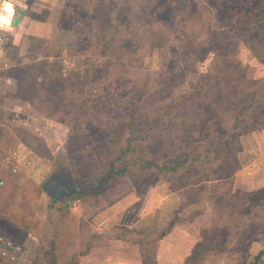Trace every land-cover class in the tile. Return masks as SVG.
<instances>
[{
  "label": "rangeland",
  "instance_id": "374dc122",
  "mask_svg": "<svg viewBox=\"0 0 264 264\" xmlns=\"http://www.w3.org/2000/svg\"><path fill=\"white\" fill-rule=\"evenodd\" d=\"M254 1L264 4V0H104L113 9L112 17L119 12L121 21H131L127 31L134 37L123 36L119 22L108 23L102 14L99 30L92 20L74 23L76 29L61 38L63 42L58 39V46L50 43L60 36L30 39L28 59L58 60L60 69L58 80L39 78L47 88L35 103L0 91V121L18 136H13L15 144L1 149L0 232L25 247L20 264H34L50 211L65 224L60 228L61 243L92 231L109 234L123 225L136 231L132 235L140 242L152 231L147 251L156 249L157 264H184L186 257L190 259L186 264H240L242 258L252 260L246 253L249 239L259 238L256 246L264 247V193L255 199L250 193V203L243 206L241 202L249 199L240 190L248 194L264 184V132L253 130L230 148L235 143L232 133L251 127L255 115L264 114V82L252 84V79L264 77V27L255 29L253 39L243 21L238 41L228 35L229 27L218 32L227 26L232 7ZM153 2L156 5L147 8ZM90 5L86 7L91 9ZM155 11L170 19L160 21L163 15ZM195 19L196 26L181 25ZM200 25L205 26L202 37ZM214 33L225 35L229 46L208 50L198 60L208 47L202 43L210 42ZM138 44V50L132 48ZM57 51L58 57L46 56ZM220 52L218 60L226 56L224 66L233 71V78L223 82L225 74L219 73L221 78L212 87L215 98L206 94L204 107L197 98L190 102L196 79L208 74ZM238 73L243 80H234L240 79ZM167 75L172 80H166ZM237 83L244 91L241 103L225 104L219 111L222 101L216 93L226 89L228 96L229 87ZM50 96L57 100L51 105ZM195 112L191 120L190 113ZM259 122L262 125L263 118ZM13 129L25 134L21 137ZM221 158L219 173L224 178L217 177ZM147 161L154 165L145 167ZM110 167L124 172L104 177ZM60 169L92 190L69 195L64 202L52 199L41 185ZM221 199L227 201L223 206L216 204ZM257 209L262 211L259 220ZM189 213L194 215L191 220ZM100 242L103 246L92 249L79 264L146 260L137 242Z\"/></svg>",
  "mask_w": 264,
  "mask_h": 264
},
{
  "label": "trees",
  "instance_id": "16d2710c",
  "mask_svg": "<svg viewBox=\"0 0 264 264\" xmlns=\"http://www.w3.org/2000/svg\"><path fill=\"white\" fill-rule=\"evenodd\" d=\"M82 1V2H81ZM80 3L78 1L72 3V4H68L69 7L68 9H66V13H64V20H66L67 18V12L68 14L71 13L73 20H71V22H73V30L76 29V26L74 25V23H78L81 24L83 20L86 19V21L88 20H92L96 26V28L101 27V25L99 24V22H103V17L102 14H104V18H106L105 20L108 23H112L113 20H116L119 22L120 24V28L122 30V34L125 37L128 38H132L134 37V35L131 33V31H127V28L130 26L131 21L130 20H126L125 18L121 21L119 15V12H117L118 15H116V17H112L111 15V11L113 9L109 8V5H105L103 3L104 0H100L96 2L95 7L89 9L87 8L85 5L86 2L84 3L83 1L85 0H81ZM147 3V2H146ZM104 4V5H103ZM155 2L153 3H148V5L146 4L147 8H151L153 6H155ZM102 6V7H101ZM168 4L164 5V10H166V8L168 7ZM237 8H233L232 7V11L230 14V17L228 18V23L227 26L224 24L222 25L223 27L221 28V30H219L218 32H222L224 30H227L228 27L231 29L230 31H232V33H228V35L230 36V34L232 35V38H236L237 41L239 40V37L237 34L238 33V27H240V24L244 21L247 25L246 27V31L247 32V36L248 37H252L253 39L255 38V29L263 26L264 27V4H260L257 1H254V5H251L250 3L247 5H242L241 3H238V5L236 6ZM146 8V7H145ZM73 12V13H72ZM95 12H97V14H94ZM155 14H159L161 16L162 13H159L157 11H155ZM163 16L160 17L159 19L162 20H169L170 16L168 14L163 13ZM155 21H157L158 19H154ZM151 23H154L153 21H151ZM199 22L196 21L192 23L191 20L185 21V22H181V25H188V26H192V24H194V26L198 25ZM201 28H199V37H202L204 31H205V26H201ZM103 28V27H102ZM257 34V33H256ZM82 38H88L87 36L82 37ZM217 40V41H216ZM53 46H58L60 44H58L57 42H53L51 41L50 43ZM228 40L225 38V35L220 38L217 36L216 33H214L212 40H210V42L207 43H202L203 47L208 46L206 48V52L205 53H201L198 56V60H202L203 56L208 52V50H217V48L221 47L223 50L225 48H227L229 45ZM228 45V46H227ZM140 46V44L138 45H134L132 46L133 49L138 50V47ZM60 47H58V51H59ZM63 49V48H61ZM55 53L56 55H54V53L49 52L46 54V56L48 55L49 57H58V54L60 52ZM222 52V51H221ZM220 53H216L215 57L212 60V63L210 65V71H208V74H204V75H199V77L196 79L195 84H194V88L195 91H193L192 93H190L188 95V97H190V102L193 101L194 98L199 99L202 102V106L204 107V96L207 95H211L213 96V99L215 98L214 93H212L213 90V86H214V82L217 81L218 79H220V75L221 74H225V76L221 79H223L222 81H226V79L228 78H233V71H228V69L226 68V66H224V61L226 56L222 55L221 60H218V56L221 54ZM47 56V57H48ZM197 56V55H196ZM54 63H49L48 61H37V60H32L28 63L25 64H17L14 66H9L8 68L4 69L2 71L1 74L3 75H7V76H11L13 78H15L17 80V84H16V88L15 91L10 92L8 94V96L12 97L13 99H21L24 101H28L30 103L32 102H36L38 101L40 98H43L45 96L44 93V89L47 88L45 85V81H42L41 83H39V78L42 77L44 75V77L47 75L49 76V79L53 80H58V72H59V61L55 60L53 61ZM241 66V64H239ZM238 75H240L238 73ZM166 80H172V78L167 75L165 77ZM235 81H239V80H243L242 76L240 75V79H234ZM252 84H257L259 82H264V77L263 78H258V79H252ZM226 89L225 90H220L218 91L216 94H218L220 97V101H222L221 105L219 106L218 110L221 111L222 108H224L223 106L226 104L228 106H233L234 103L239 102L241 103V97L244 94L243 89L241 88V84L239 85L237 83V85L230 86L229 90H227V92L229 93L228 96L225 94ZM239 96V97H238ZM230 97H232V99H229ZM238 97V98H237ZM49 98V103L51 105V103H54V101H57L53 96L48 97ZM55 100H54V99ZM60 95L57 96V99L59 100ZM260 101V100H259ZM258 102V101H257ZM38 108V110L42 111L41 108H39V106H36ZM55 109V107H53ZM198 112V111H197ZM190 113L192 115H190L191 120H193L194 118H196V113ZM235 116V114H234ZM256 118H254V116H252V118H254L251 122V127H243V129L241 131H237V132H233L232 136L233 139L235 141L234 145H231V147L235 146V145H239L241 140L239 137H242L244 135H247L248 133H250L253 130H263L264 131V123L261 125L259 124L260 122V118H263L264 120V114L262 115V117H257L255 115ZM258 118V119H257ZM255 123V124H254ZM130 124V123H129ZM15 132H20V136L23 137L22 134H25L24 130H15L13 129ZM75 132V130H73V133ZM30 137L32 135L28 134ZM3 136H6V140L1 138ZM13 136H15L16 138L18 137L17 134L13 135V131H8V129H6L4 127V124L2 123V121H0V143H2V145H0V157L2 156V151L1 149L8 147L9 145H13L16 142V139L13 138ZM34 139H36V141L40 142L38 138L34 137ZM240 140V141H239ZM226 143H231V139L229 141H226ZM3 146V147H2ZM39 146V145H38ZM222 158L220 160V165H217V172H218V176L220 178H224L222 177V174L219 173V170L222 167ZM154 164L151 161H147V165L145 167H152ZM112 167H110V169L107 170V174L104 175V177H108V178H112L116 175L121 174L122 172H124L123 169H118V170H113L111 169ZM178 167L176 166H171V170L176 172ZM219 168V169H218ZM221 171V170H220ZM3 174L2 169H0V177ZM218 182V181H217ZM181 190V189H180ZM243 193V196L247 199H249V202H241V204L243 206L247 205L250 203V193H253L254 195V199L256 194H258L259 192L264 193V184L263 186H260L259 189L254 190L253 192H248V194H246L247 192L244 191L243 189H240ZM183 192V191H182ZM238 193V192H237ZM235 193V194H237ZM186 194V193H183ZM252 195V194H251ZM233 196V195H232ZM235 196V195H234ZM241 198H243L241 196ZM11 200L7 199L4 201V205L6 207H8L7 203H9ZM224 203H227L226 200L221 199L220 201H216V204H218L219 206H223ZM240 206V205H239ZM49 208H51L49 206ZM9 209V208H7ZM10 212V210H9ZM8 212V213H9ZM194 212V211H192ZM262 211L260 209H257L255 212V219L259 220L258 218L260 217L258 213H261ZM191 217H190V216ZM188 215V219H192L194 217V215H192V213H189ZM12 216V215H11ZM176 218V217H175ZM261 218V217H260ZM48 222L49 225L47 224L46 230H45V239L43 241H40L38 244V249H37V255H36V259L34 261V264H78L80 257L87 255L89 252L92 251V249H96L99 246L102 247V242L100 241H106L108 239L115 241V240H122L126 243H135L137 242L138 244H140L143 254L146 257V260H143V264H157V262L155 261V253H156V249L150 250L151 253L149 251H147V242L146 239L149 240L152 234V231H150V233H146L144 236H142V241H137L134 237H133V233H136V231L134 232L133 230H130L129 226H119L116 229H111L110 233L108 234L106 232L105 233H96V232H91L89 235H86L83 238H76L75 241L71 242V243H61L60 237H61V227H65V224L61 221H59V217L57 218H53L52 217V213L50 211L49 215H48ZM174 222L172 221L171 224H169L164 230L160 231L159 235L157 236V240H159L160 238H162L166 232L169 230L170 225H172ZM122 230V231H120ZM216 231V230H214ZM58 235V236H57ZM77 235V234H76ZM56 237H58V244H57V239ZM77 237H79V235H77ZM157 240H155L156 244ZM259 243V238L253 237L251 239H249V241L246 244V253L250 254L252 256V260H250L248 257L242 258L240 264H261V261L264 259V247H257L256 244ZM150 253V254H149ZM190 258H192V256H189ZM188 260H190L188 257L185 258L184 260V264H186L188 262ZM186 261V262H185Z\"/></svg>",
  "mask_w": 264,
  "mask_h": 264
},
{
  "label": "crops",
  "instance_id": "0c3cea01",
  "mask_svg": "<svg viewBox=\"0 0 264 264\" xmlns=\"http://www.w3.org/2000/svg\"><path fill=\"white\" fill-rule=\"evenodd\" d=\"M11 1L16 7L24 10L20 22L16 27H12L10 30L4 32L2 31L0 33L3 37V41L0 42V91H6L5 93H7V95L15 90L17 80L11 76L1 74L2 71L8 68L9 65L14 66L31 61L28 59L30 57L28 47L30 39L41 37L51 39L55 35L56 37H60L51 41H56L58 43V39L63 42L64 40L61 38H64L65 36L69 37L68 32L73 31V27L68 23L73 20V15L71 13L68 14L67 12V18L64 20V13H66V9L69 7L68 4L76 2L73 0ZM90 1L92 0H85L83 2H86L85 5H90ZM95 2L97 1H93L92 3L90 2L92 4L90 5L92 8L95 7ZM12 49L16 52L17 57L15 58H13L14 52ZM16 58H18V61ZM88 254L80 257L79 262L81 259L88 257Z\"/></svg>",
  "mask_w": 264,
  "mask_h": 264
},
{
  "label": "water",
  "instance_id": "95a60500",
  "mask_svg": "<svg viewBox=\"0 0 264 264\" xmlns=\"http://www.w3.org/2000/svg\"><path fill=\"white\" fill-rule=\"evenodd\" d=\"M22 8L16 7V15L13 19L12 22V26L16 27L18 25V23L20 22L22 13H23ZM56 176H50L42 185L41 188L42 190L52 199H55L59 202H64L65 201V197L71 195L72 193H76V194H81L84 193L88 190H92V188H83V189H79V188H73L72 185H70V174H67L66 172H63L60 174V179L56 180L55 179ZM75 180H77V178H74ZM73 179V180H74ZM58 183V186L55 183ZM60 183V184H59ZM70 185V186H69ZM95 189H97V187H95ZM75 191V192H73Z\"/></svg>",
  "mask_w": 264,
  "mask_h": 264
},
{
  "label": "built area",
  "instance_id": "2783aa9c",
  "mask_svg": "<svg viewBox=\"0 0 264 264\" xmlns=\"http://www.w3.org/2000/svg\"><path fill=\"white\" fill-rule=\"evenodd\" d=\"M13 6L15 8V14L13 16V19H14L17 11H16V6L14 3H13ZM12 27L13 26L11 24L7 30H10ZM7 30L0 29V33L2 31L4 32ZM2 41H3V37L0 34V42ZM5 162L6 164H10V160L6 159ZM9 168L13 172L15 171L14 167L9 166ZM24 252H25V247L20 242H17L13 238L6 236L0 232V264H20L22 254Z\"/></svg>",
  "mask_w": 264,
  "mask_h": 264
},
{
  "label": "clouds",
  "instance_id": "9594fccd",
  "mask_svg": "<svg viewBox=\"0 0 264 264\" xmlns=\"http://www.w3.org/2000/svg\"><path fill=\"white\" fill-rule=\"evenodd\" d=\"M15 8L11 0H0V29L7 30L12 24Z\"/></svg>",
  "mask_w": 264,
  "mask_h": 264
},
{
  "label": "flooded vegetation",
  "instance_id": "af4514ba",
  "mask_svg": "<svg viewBox=\"0 0 264 264\" xmlns=\"http://www.w3.org/2000/svg\"><path fill=\"white\" fill-rule=\"evenodd\" d=\"M63 172H66L67 174H70L69 171H65L64 169H60L58 172L54 173L52 176H56L55 179L58 180V179H60V174L63 173ZM71 176H72V175L70 174V178H71V179H70V181H71V182H70V185H72L73 188H76V187L79 188V189L88 188V187H82V186L79 184V180H78V179L75 180V179H74L75 177H71ZM73 179H74V180H73ZM58 181H59V180H58ZM55 184L58 186V183H57V182H56ZM59 184H60V183H59ZM70 185H69V186H70ZM73 192H75V191H73ZM72 194H74V193H72ZM72 194H71V195H72Z\"/></svg>",
  "mask_w": 264,
  "mask_h": 264
}]
</instances>
